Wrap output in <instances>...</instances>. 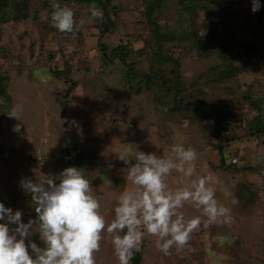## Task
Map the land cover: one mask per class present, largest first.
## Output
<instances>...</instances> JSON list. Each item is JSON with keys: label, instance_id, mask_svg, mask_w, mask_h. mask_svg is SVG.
Returning a JSON list of instances; mask_svg holds the SVG:
<instances>
[{"label": "rangeland", "instance_id": "374dc122", "mask_svg": "<svg viewBox=\"0 0 264 264\" xmlns=\"http://www.w3.org/2000/svg\"><path fill=\"white\" fill-rule=\"evenodd\" d=\"M225 1L238 12L234 21L246 24L247 16L254 15L252 0ZM68 4L64 6L74 11L77 21L90 15L89 6L74 1ZM111 4L115 6L111 13L114 24L101 41L109 47L126 43L132 50L128 60L140 68V74L149 72V60L138 52L144 46V0H111ZM181 10V0H165L153 15L164 31L178 25ZM43 13L50 15L44 9L23 21L0 22V76L11 97L0 98V203L13 212L21 211L22 223L35 219L31 196L20 187V181H35L39 172L57 176L71 163L90 181L100 214L110 222L121 192L130 186L124 171L128 166L116 158L117 149L138 146L160 156L169 145L182 143L198 153L192 179L210 177L209 186L216 189L217 200L231 209L232 221L207 230L202 224L183 249L173 247L168 255L156 248V237L146 234L140 264H264V52L257 51V71L240 72L234 82L220 84L206 73L218 59L199 54L200 45L193 46L199 39L179 46L165 43L173 58L170 65L160 62V66L164 69L178 63L186 87L234 112L223 123L220 141L212 120L173 110L172 95L161 87L150 89L143 84L135 92L119 62L101 65L99 31L93 24L106 22L104 16L102 21L86 23L72 38L42 21ZM207 17L197 10L192 21L198 24V35L209 27ZM241 39L254 46L261 44L246 33ZM65 45L73 46L70 55ZM66 67L67 75H61ZM51 70L62 73L56 75ZM131 81L136 83L137 77ZM68 87L71 90L66 98ZM17 103L24 109L23 122L6 114ZM256 104L260 111L253 107ZM16 124H20L19 132L13 131ZM36 152L41 153L38 161L32 156ZM234 156L238 166L220 167L222 160L227 163ZM166 183L175 190L187 186L190 179L173 172ZM225 190L232 195L226 197ZM232 196L237 204H232ZM180 211L186 219L200 215L191 203ZM103 236L100 251L95 253L96 264H118L111 238L106 232ZM29 240L43 246L38 233L25 240L26 245Z\"/></svg>", "mask_w": 264, "mask_h": 264}, {"label": "clouds", "instance_id": "9594fccd", "mask_svg": "<svg viewBox=\"0 0 264 264\" xmlns=\"http://www.w3.org/2000/svg\"><path fill=\"white\" fill-rule=\"evenodd\" d=\"M260 6L259 0H252V12ZM51 8L50 15L42 14V21L72 38L86 23L102 21L104 16L95 4L89 6L90 15L79 21L71 8L57 0ZM65 49L69 55L74 51L72 45H65ZM23 111L17 103L6 114L23 122ZM13 131L19 132L20 124L14 125ZM115 155L128 166L124 171L130 186L121 192L110 222L100 214L90 181L76 167H66L57 176L39 172L35 181L22 179L20 187L30 194L36 218L22 223L21 211L13 212L0 203V221H5L0 223V264H96L95 253L100 251L105 232L118 264H130L146 234L156 237V248L168 255L173 247L183 249L202 224L207 230L212 225L231 223V209L217 200L216 189L209 186L210 177L192 179L198 156L194 148L175 143L158 156L134 146L119 148ZM173 172L189 178L190 183L170 189L166 177ZM224 195L232 194L225 190ZM231 202L237 204L238 200L232 196ZM186 203L200 215L186 219L180 211ZM33 233H38L42 247L30 240L26 245L25 240Z\"/></svg>", "mask_w": 264, "mask_h": 264}, {"label": "trees", "instance_id": "16d2710c", "mask_svg": "<svg viewBox=\"0 0 264 264\" xmlns=\"http://www.w3.org/2000/svg\"><path fill=\"white\" fill-rule=\"evenodd\" d=\"M74 1L79 5L90 6L95 4L103 10L106 22L93 24L99 31V46L103 52L101 57V65L106 66L109 63L119 62L124 70V77L128 85L139 91L141 86L150 89H164L168 95H172V109L182 111L185 116H193L201 120H212L214 122V130L217 138L221 141L222 131L225 130L223 123L229 116L234 115L227 105L207 100L206 96L201 93H195L185 86L179 76V64L172 63L170 67L162 68L160 62L170 65L173 58L169 54L168 46L165 43L179 46L180 43L189 39H199L193 46L198 43L200 45L199 54L209 58L212 56L218 59V63L210 64L206 71L207 75L216 83L224 84L226 82H234L240 72H255L259 69L258 52H264V0H259L260 9L254 12L252 17L247 16L246 24L240 21L232 20L238 12L230 9L231 3L225 0H181L182 9L178 11V25L175 27H166L162 30V25L156 20L153 12L161 6L165 0H144V18L143 30L144 46L139 50V55L149 62V72L143 71L140 74V68L135 67V63L129 61L128 58L132 50L126 43L118 44L112 47L107 46L101 41L103 35L109 31L114 24L111 13L115 9L111 0H57L61 6L69 5ZM53 0H0V22L7 21H23L28 19L32 12L34 14L47 9L51 13ZM198 9L207 14L210 20L208 28L205 32L198 35L197 25L192 21ZM242 8L240 12H242ZM113 14V13H112ZM246 18V17H244ZM249 19V20H248ZM77 33V32H76ZM248 34L259 41V46L251 45L248 41L242 40L244 34ZM71 34H68L70 36ZM251 45V47H250ZM146 56V57H145ZM142 60V59H141ZM255 60L254 64L251 63ZM137 62H139L137 60ZM158 63V64H156ZM122 70V71H123ZM54 74L60 75L59 70H51ZM68 67L65 68L63 74L67 75ZM137 77L136 83H132V77ZM74 83V82H73ZM75 84V83H74ZM73 84V85H74ZM70 87L66 89L65 97L70 94ZM248 99L247 95H243ZM0 98L5 100L11 99L7 92V86L4 78L0 76ZM225 101V100H224ZM258 111L261 110L259 105H254ZM260 131V129L258 128ZM261 130H264L261 129ZM78 156H81L78 155ZM238 163H232L231 160L225 163L222 160L220 167L228 168L230 166H238ZM71 163L68 164V167ZM141 252H136L131 264H140Z\"/></svg>", "mask_w": 264, "mask_h": 264}, {"label": "built area", "instance_id": "2783aa9c", "mask_svg": "<svg viewBox=\"0 0 264 264\" xmlns=\"http://www.w3.org/2000/svg\"><path fill=\"white\" fill-rule=\"evenodd\" d=\"M29 153H30V152L24 154L25 157H26L25 163L28 161L27 159L30 157V154H29ZM32 156H33V157H36V160L38 161V160H40V158H41V153H40V152H36L35 155L33 154ZM67 157H68V156H67ZM238 161H239V160H238V157H236V156H234V157L231 159V162H232V163H237Z\"/></svg>", "mask_w": 264, "mask_h": 264}]
</instances>
